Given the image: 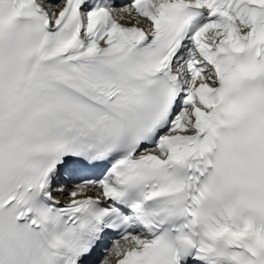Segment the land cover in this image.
Listing matches in <instances>:
<instances>
[{
    "label": "snow or ice",
    "instance_id": "6c2138e0",
    "mask_svg": "<svg viewBox=\"0 0 264 264\" xmlns=\"http://www.w3.org/2000/svg\"><path fill=\"white\" fill-rule=\"evenodd\" d=\"M0 264H264V0H0Z\"/></svg>",
    "mask_w": 264,
    "mask_h": 264
}]
</instances>
